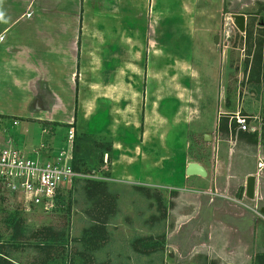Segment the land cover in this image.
<instances>
[{
    "label": "rangeland",
    "instance_id": "374dc122",
    "mask_svg": "<svg viewBox=\"0 0 264 264\" xmlns=\"http://www.w3.org/2000/svg\"><path fill=\"white\" fill-rule=\"evenodd\" d=\"M95 1L86 0L82 7L87 21ZM140 10L130 8V20L137 19ZM125 11L118 6L124 21ZM235 14L247 17L245 33L233 22L227 26ZM99 17L104 23L105 17ZM159 17L153 29L145 24L144 36L143 24L131 20L129 44L119 52V41L113 52L117 71L107 76L101 65L96 72L108 85L121 82L126 89L117 96L119 102L93 104L96 113L109 114L101 116L98 125H77L73 157L81 176L64 185L56 208L44 212L0 191V257L14 264H218L214 258L219 264H264V215L258 206L263 201L258 198L255 234L251 246L246 245L251 253L242 263L223 262L220 252L207 257L206 246L187 238L186 219L173 214L181 195L175 183L179 173L188 162L209 153L200 118L210 111L218 115L224 88L232 105L241 100L243 109L234 115H264V0H202L195 8H177L175 32H168ZM112 115L119 116L117 121ZM136 115L142 116L147 131L145 143H140L143 129L136 130ZM15 122L0 115V135L13 137L32 157L39 153L52 158L67 146L70 129L58 123L47 137ZM104 125L109 133L97 136ZM124 125L128 134L119 133ZM113 138L120 141L119 151L113 148ZM147 164L158 167L159 186L152 185L153 170ZM259 171L264 173V168ZM16 221H23L30 236L11 239Z\"/></svg>",
    "mask_w": 264,
    "mask_h": 264
},
{
    "label": "crops",
    "instance_id": "0c3cea01",
    "mask_svg": "<svg viewBox=\"0 0 264 264\" xmlns=\"http://www.w3.org/2000/svg\"><path fill=\"white\" fill-rule=\"evenodd\" d=\"M200 1L96 0L92 5L95 10L87 21V13L82 11L86 0H0V115L24 124L27 130L38 129L47 137L52 124L58 123L61 129L67 130H76L77 125L79 129L91 122L98 125L100 117L109 114L107 111L96 113L93 104L99 101L105 105L107 100L119 102L117 96L126 86L121 82L108 85L96 72L102 66L107 76L117 71L113 52L119 41V52L126 49L123 44H129L131 20L143 24L140 28L143 36L145 24L149 23L153 29L160 23L159 16H163L162 23L168 25V32H175L177 8H195ZM119 5L126 9L125 21L118 12ZM130 8L141 9L137 19L130 20ZM99 16L105 17L104 23ZM86 89H92L94 97ZM210 93L215 95L211 90ZM226 93L224 88L218 115H210V111L200 118V132L209 153L202 156L203 160L193 162L204 167L207 175L187 176L186 168L192 161L185 165L175 182L181 195L175 201L173 214L178 219H186L187 238L194 241L193 245L198 242L206 246L207 257H217L220 252L223 262L242 263L251 253L246 245L251 246L255 234L254 208L258 202L244 196L248 176H256L257 198L264 203V173L258 167L260 162L264 163V115H243L249 130H240L234 114L243 109L241 100L236 99L234 106L225 98ZM112 116L114 120L119 117ZM137 117L140 128L135 127L143 129L139 139L142 137L140 143H145L147 131L143 120L141 124L142 116ZM43 125L50 126L43 129ZM124 126H120V134L129 133ZM108 128L107 125L103 130H94L100 131L97 136H103L109 133ZM95 131L90 133L96 134ZM112 142L113 148L119 151L120 141L113 138ZM146 166L153 170L152 185L159 186L162 175L158 167ZM199 232H203L200 238ZM214 260L219 264L218 259Z\"/></svg>",
    "mask_w": 264,
    "mask_h": 264
},
{
    "label": "built area",
    "instance_id": "2783aa9c",
    "mask_svg": "<svg viewBox=\"0 0 264 264\" xmlns=\"http://www.w3.org/2000/svg\"><path fill=\"white\" fill-rule=\"evenodd\" d=\"M236 122L240 130H249L244 116L237 114ZM75 135V130L71 128L67 146L53 152L52 158H41L39 153L32 157L15 144L13 137L3 138L0 135V191L20 196L29 207L52 212L64 185L81 176L73 167ZM258 167L264 168V163L260 162Z\"/></svg>",
    "mask_w": 264,
    "mask_h": 264
},
{
    "label": "water",
    "instance_id": "95a60500",
    "mask_svg": "<svg viewBox=\"0 0 264 264\" xmlns=\"http://www.w3.org/2000/svg\"><path fill=\"white\" fill-rule=\"evenodd\" d=\"M231 22L235 25V27L241 32L245 33L246 32V27H247V17L244 14H235L232 17H229L227 19V26H231ZM218 39V37H217ZM186 174L187 176H192V175H200L202 177H205L207 175L206 170L204 167H202L198 163H189L186 168ZM256 176L255 175H250L248 176L246 180V187H245V194L244 196L250 200L255 202L257 200V194H256ZM263 204V203H262ZM260 207L261 213L264 215V205Z\"/></svg>",
    "mask_w": 264,
    "mask_h": 264
},
{
    "label": "trees",
    "instance_id": "16d2710c",
    "mask_svg": "<svg viewBox=\"0 0 264 264\" xmlns=\"http://www.w3.org/2000/svg\"><path fill=\"white\" fill-rule=\"evenodd\" d=\"M73 167H74L75 171L80 172V170L77 169V167L74 163V157H73ZM13 232H14V234L11 237L12 240H14L16 238H18V239L23 238L24 236H30V235H27V234H29L28 231H26L24 229L23 221H16L15 222ZM0 253H1V251H0ZM0 264H14V263L11 262L9 259L0 257Z\"/></svg>",
    "mask_w": 264,
    "mask_h": 264
},
{
    "label": "flooded vegetation",
    "instance_id": "af4514ba",
    "mask_svg": "<svg viewBox=\"0 0 264 264\" xmlns=\"http://www.w3.org/2000/svg\"><path fill=\"white\" fill-rule=\"evenodd\" d=\"M216 37H218V41H219V36H216ZM264 205V203L262 204V206ZM261 212V211H260Z\"/></svg>",
    "mask_w": 264,
    "mask_h": 264
}]
</instances>
